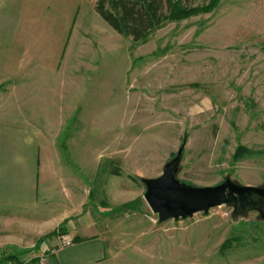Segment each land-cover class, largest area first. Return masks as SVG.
Returning a JSON list of instances; mask_svg holds the SVG:
<instances>
[{
  "label": "rangeland",
  "instance_id": "rangeland-1",
  "mask_svg": "<svg viewBox=\"0 0 264 264\" xmlns=\"http://www.w3.org/2000/svg\"><path fill=\"white\" fill-rule=\"evenodd\" d=\"M0 66L7 90L22 67L24 94L62 106L78 98L58 133L42 128L48 171L65 167L63 182L48 173L47 189L88 195L105 264H264V198L160 222L142 182L183 147L180 182L264 187V0H219L138 41L115 31L96 0H0ZM16 232L21 244L0 245V264L44 263L36 231Z\"/></svg>",
  "mask_w": 264,
  "mask_h": 264
},
{
  "label": "crops",
  "instance_id": "crops-1",
  "mask_svg": "<svg viewBox=\"0 0 264 264\" xmlns=\"http://www.w3.org/2000/svg\"><path fill=\"white\" fill-rule=\"evenodd\" d=\"M16 70L20 72L15 73V87L7 90L0 77V245L21 244L16 231L22 228L36 231V241L49 251L42 264H105L107 238L98 211L83 208L88 195L82 197L71 190L65 193L62 188L63 197L57 195L59 191L47 189V175L54 168L47 169L49 142L44 140L42 128L46 124L49 133H58L64 119L75 111L72 103L79 100L68 95L65 107L56 104L64 101L61 97L24 94L17 89L24 80L20 78L23 69ZM55 169L62 181L65 167L58 164ZM60 227L65 231L48 239L43 236L47 230ZM60 234L70 235L73 244L57 247Z\"/></svg>",
  "mask_w": 264,
  "mask_h": 264
},
{
  "label": "water",
  "instance_id": "water-1",
  "mask_svg": "<svg viewBox=\"0 0 264 264\" xmlns=\"http://www.w3.org/2000/svg\"><path fill=\"white\" fill-rule=\"evenodd\" d=\"M183 147L163 167L159 177L142 179L143 194L150 210L160 222L185 218L223 204L254 208V197L264 198V187L239 185L225 179L214 186H190L175 178Z\"/></svg>",
  "mask_w": 264,
  "mask_h": 264
},
{
  "label": "trees",
  "instance_id": "trees-1",
  "mask_svg": "<svg viewBox=\"0 0 264 264\" xmlns=\"http://www.w3.org/2000/svg\"><path fill=\"white\" fill-rule=\"evenodd\" d=\"M218 2L192 5L187 0H96V11L115 31L138 41L166 21L209 12Z\"/></svg>",
  "mask_w": 264,
  "mask_h": 264
},
{
  "label": "built area",
  "instance_id": "built-area-1",
  "mask_svg": "<svg viewBox=\"0 0 264 264\" xmlns=\"http://www.w3.org/2000/svg\"><path fill=\"white\" fill-rule=\"evenodd\" d=\"M57 240H58L59 247H67V246H70L72 244V242H73V239L68 234H60L58 236ZM5 254L6 253L1 252V250H0V260H2V259L5 258L4 257ZM8 264H10V263H8Z\"/></svg>",
  "mask_w": 264,
  "mask_h": 264
},
{
  "label": "flooded vegetation",
  "instance_id": "flooded-vegetation-1",
  "mask_svg": "<svg viewBox=\"0 0 264 264\" xmlns=\"http://www.w3.org/2000/svg\"><path fill=\"white\" fill-rule=\"evenodd\" d=\"M254 198H255V197H254ZM259 198H260V197H259ZM254 203H255V206H254V207H257V205H258V200L254 201ZM260 210H262V208H261Z\"/></svg>",
  "mask_w": 264,
  "mask_h": 264
}]
</instances>
